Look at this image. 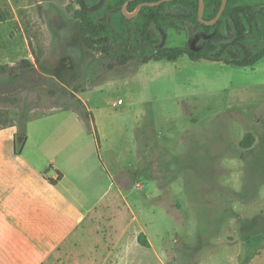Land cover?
Instances as JSON below:
<instances>
[{
  "label": "rangeland",
  "instance_id": "obj_1",
  "mask_svg": "<svg viewBox=\"0 0 264 264\" xmlns=\"http://www.w3.org/2000/svg\"><path fill=\"white\" fill-rule=\"evenodd\" d=\"M77 10L75 0H0V66L19 67L27 60L34 67L22 73L24 91L0 104V127L18 125L25 113L31 121L62 110L47 87H32V73L39 70V59L48 77L72 80L78 50L68 49L79 42ZM165 33L167 47L194 41L190 30ZM153 66L108 93L145 105L139 163L127 177H116L127 198L87 222L93 232L70 261L84 264L91 253L98 264H235L240 230L264 232V108L254 122L223 111L231 86L264 78V61L254 69L180 65L178 73L172 64ZM103 90L105 84L77 96L86 106L83 100ZM67 111L78 113L76 107ZM248 134L252 152L241 146ZM143 236L149 247L140 244Z\"/></svg>",
  "mask_w": 264,
  "mask_h": 264
},
{
  "label": "crops",
  "instance_id": "obj_2",
  "mask_svg": "<svg viewBox=\"0 0 264 264\" xmlns=\"http://www.w3.org/2000/svg\"><path fill=\"white\" fill-rule=\"evenodd\" d=\"M151 63L155 64L153 69H170L172 64L176 73L180 65L228 66L208 60L193 62L187 57L177 62ZM151 63L143 65L133 77L106 83L97 97L83 100L94 117L92 131L78 113L58 110L28 122L27 137L17 154L18 127L0 130V264H60V257L77 264L70 261L73 251L93 232L87 222L98 218L102 210L111 209L119 199L127 198L116 177L122 179L137 169L138 131L146 109L141 101L120 95L111 98L108 93L121 89ZM194 106L198 108L195 101ZM263 108L264 78L250 85L231 86L223 113L254 122ZM242 241L234 263L241 264L250 257L251 264H264V232ZM91 260L98 264L91 253L86 254L83 263L90 264Z\"/></svg>",
  "mask_w": 264,
  "mask_h": 264
},
{
  "label": "trees",
  "instance_id": "obj_3",
  "mask_svg": "<svg viewBox=\"0 0 264 264\" xmlns=\"http://www.w3.org/2000/svg\"><path fill=\"white\" fill-rule=\"evenodd\" d=\"M101 0H75L79 10L75 13L78 23L76 35L79 40L75 48H69L77 56L72 80L63 81L48 77L41 62L37 59L39 70L32 73V87H47L49 96L61 101L62 110L76 107L78 114L89 126L95 129L93 114L78 99V93H84L88 87L106 84L116 77L125 79L135 76L139 69L151 62H177L187 57L193 62L208 60L222 62L225 65L241 68H253L264 59V0H228L222 17L214 25H206L199 20V0H175L155 7H144L133 19L123 13V6L128 2L127 10L133 13L141 3H154L160 0H103V6L95 13L92 11ZM223 0H205L204 19L211 21L219 13ZM91 9V10H90ZM190 30L193 38L198 39L196 47L161 46V31ZM211 36L210 38H206ZM74 51V52H73ZM33 65L25 60L19 67L0 66V104H8L24 91L20 80L25 79ZM127 70V73L119 71ZM1 112V111H0ZM29 116L25 113L18 125H7L1 129L18 127L16 152L26 139V126ZM93 134L100 143L95 130ZM251 134L245 137L241 146L254 151ZM52 185L57 182L50 180ZM252 226V225H251ZM262 232V231H259ZM259 232L245 233L240 230L241 238L249 240ZM143 247L149 242L143 236ZM264 250V247H263ZM252 258H246L241 264H251Z\"/></svg>",
  "mask_w": 264,
  "mask_h": 264
},
{
  "label": "water",
  "instance_id": "obj_4",
  "mask_svg": "<svg viewBox=\"0 0 264 264\" xmlns=\"http://www.w3.org/2000/svg\"><path fill=\"white\" fill-rule=\"evenodd\" d=\"M172 1H175V0H160V1L154 2V3H141L133 13H129L128 12V10H127L128 2H127L123 6V13L128 19H133L134 17H136L140 13V11L144 7H155V6H158V5L162 4V3L172 2ZM199 3H200V5H199V20H200V22L203 23V24H206V25H214L222 17V15H223L226 7H227L228 0H223L222 6H221V9H220L219 13L217 14L216 18L211 20V21H206L204 19L205 8H206L205 0H199ZM101 5H102V3L100 4L99 7H101ZM161 32H162V36H163V41L161 43V46H164L165 42H166V33L164 31H161ZM210 37L211 36H207L206 38H210ZM197 41H198V39H195L193 41V43L191 44L192 50H194V51L199 49V48L196 47ZM18 141L23 142L24 138L23 137H19Z\"/></svg>",
  "mask_w": 264,
  "mask_h": 264
}]
</instances>
